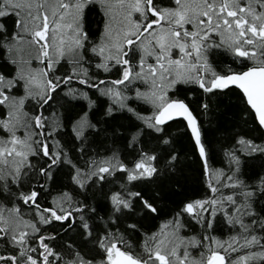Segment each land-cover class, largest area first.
I'll use <instances>...</instances> for the list:
<instances>
[{
    "label": "trees",
    "instance_id": "trees-1",
    "mask_svg": "<svg viewBox=\"0 0 264 264\" xmlns=\"http://www.w3.org/2000/svg\"><path fill=\"white\" fill-rule=\"evenodd\" d=\"M29 1L35 4L30 14L33 31L29 34L24 30L25 11L16 4L17 0L0 2V28L6 30L0 32V209L16 212L23 226L21 233L14 235L0 220V264H80L81 260L85 264H108V250L113 246L143 264H209L215 253L224 255L225 264H257L258 258L264 257V220L248 215L247 207L241 206L234 213L229 209L231 226L217 214L214 219L219 227L212 223L211 228L182 213L185 200L216 194L208 188L202 166L193 155L190 136L179 135L185 130L180 122H168L172 126L167 129L176 136L174 148L183 160L177 174H172L161 160L157 165L158 178L154 175L143 182H127L129 191L153 197L160 205L162 210L146 220L142 219L137 198H133V214L126 212L118 222H113L115 227L109 223L110 232L96 219L97 215L107 219L112 211L105 194L119 191L120 184L126 183V176L119 169L106 183L86 192L70 179L71 166L58 165L54 183L41 169L47 164L43 153L52 147L60 152L66 149L74 162L83 164V158L78 160V154L72 151L75 145L70 128L65 124L66 129H60L62 106L55 97L66 96L68 87L87 91L92 99L99 97L98 104L103 101L105 106L115 101L99 93V87L129 94L139 89L153 97L162 92L159 101L162 108L175 100L167 99L174 94L171 88L175 84L186 83L187 87L196 88L199 83L205 89L231 88L221 95L198 93L209 102L208 118L202 120V126L206 142L216 153L211 163L215 169L227 170L228 157L221 149L232 144L231 135L240 131L249 135L258 133L254 131V120L239 118L245 110L239 96L241 91L235 87H216L213 81L251 67H264V33L261 34L264 0H114L120 5L113 8L108 5L109 0H54L53 6L57 5L59 11L48 21L46 41L33 33L43 28L47 0ZM150 1L152 8L162 14V20L128 50L126 41L138 36L151 20ZM110 9L114 14L117 12L116 20L109 16ZM219 9L223 15H219ZM229 11L233 13L230 15ZM125 12L128 21L134 23L133 33L118 31L120 14ZM23 39L31 40L36 54L30 50L32 44L26 50L22 48ZM117 50L118 56H114ZM15 52H22L23 56L17 57ZM167 72H171L172 78L166 85L156 84L158 77ZM49 97L54 98L47 103ZM133 107L136 113L145 116L154 110L149 102L140 100ZM112 123L115 127L129 123L141 127V121L133 113L120 115ZM122 131L110 139L90 142L87 155H117L131 166L138 156L133 151L137 145L131 135L123 138ZM128 131L134 133L136 129ZM137 139L140 145L147 143L148 148L155 150L154 137ZM159 150L163 152L164 147ZM240 156L241 170L247 175L260 168L258 154L240 153ZM65 191L95 208V215H86L91 236H84L74 209L75 220L52 219L61 209L68 211L73 206V202L62 199L53 205L52 198ZM22 196L28 197L27 203ZM36 200L39 207L34 206ZM215 207L219 209L220 205ZM48 210H52L51 217ZM176 212H181L179 224L174 217ZM199 215L205 224L209 222L203 210ZM153 232L155 236L151 235ZM102 234L107 251L95 242ZM168 243L173 245L172 250L164 251L163 246ZM161 254L165 260L160 259Z\"/></svg>",
    "mask_w": 264,
    "mask_h": 264
},
{
    "label": "snow or ice",
    "instance_id": "snow-or-ice-1",
    "mask_svg": "<svg viewBox=\"0 0 264 264\" xmlns=\"http://www.w3.org/2000/svg\"><path fill=\"white\" fill-rule=\"evenodd\" d=\"M4 31L6 30L0 28V32ZM89 86L91 87V85ZM196 86V88H192L187 87L186 83H177L171 88L174 94L169 95L167 99L181 101L192 115L190 118L184 115H173L168 119L158 118L161 105L157 98L146 93H141L139 89H134L129 94L127 91H113L112 89L106 91L105 88L99 87L97 89L99 93L115 101V103H107L105 106V102L103 101L98 104L99 97L92 99L89 97L87 91H80L76 88L68 87L66 89V96L61 97L57 94L55 97L60 100L62 106L61 115L63 122L60 129H66L64 127L65 124L67 128H70L71 136L74 138L72 143L75 145L72 151L78 154V160L83 158V164L74 162L66 149L60 152L56 151L55 147H52L49 151L43 153L47 164L41 169V173H46L48 180L54 183V172H56L57 166L61 163L67 164L71 166L72 174L70 179L78 189L86 192L93 186L106 183L119 169L125 174L126 183L120 184L119 191H110L105 194L112 205V211L108 214L107 219H104L100 215H97L96 219L101 221L105 225L106 230L110 232L107 228L109 223H113L114 221L118 222L126 212L129 215L133 214V198H137L140 201L139 211L142 213V219L146 220L149 216L156 214L158 210L162 209L156 203L155 198H145L138 191H129L127 182H143L147 178H154V175L158 178L157 165L161 160H164V166L172 174H177V170L181 167L183 160L182 157L178 156L177 150L174 148L176 136L171 135L167 129L172 126L168 122H180L186 131L179 132V135L190 136L193 155L196 156L202 166L201 171L207 180L208 188L213 194H216L214 196L185 200L182 202V213L187 214L191 220L208 228L212 227V223H216L217 227H219V222L214 219L217 214L225 217L224 222L231 226L232 221L229 209L234 213L241 206L248 208V215L259 216L260 219L264 220V123L257 119L255 109L248 104L247 98L241 91L239 96L243 101L245 110L240 112L239 118L242 121L254 120L256 126L254 131L258 134L249 135L241 131L234 132L230 137L232 144L227 149H221L227 154L229 167L227 170L223 168L215 169L211 161L215 159L216 153L212 152L209 144L206 142L205 132L202 126V120H207L208 118L209 102L202 100L198 93L203 92L221 95L231 91V88L224 90L205 89L199 83ZM8 90L10 91L11 89L9 88ZM178 93H183V95ZM191 97H195V99H190ZM53 98L49 97L46 102L50 103ZM137 100L149 102L153 105V112L147 116L136 113L133 104ZM125 113L137 115L141 121V127H137L135 123H129L128 125L121 124L119 127H115L112 122L117 121L118 116ZM130 128H135L136 131L130 133L128 131ZM121 131L123 138L127 139L131 135L132 141L137 145L133 151L138 156L131 166L124 163L117 155H112L111 157H99L95 155L89 157L87 155V152L91 150L89 146L90 142L95 143L98 139H110ZM60 132L64 134V131ZM49 134L51 135V131ZM139 136L154 137L156 142L155 150L148 148L147 143L140 145L137 139ZM161 147H164L163 152L159 150ZM240 153L248 156L258 154L262 162L260 168L253 172V174L247 175L241 170L242 160ZM161 172H163V168ZM38 195L39 193L36 192L37 197ZM237 197L240 198L239 201ZM22 198L26 203L28 202V197L22 196ZM58 199L71 201L73 202V206L68 211L61 209L52 219L57 222L75 220L73 216L74 209L79 214V223L83 229L84 236H91L92 229L90 228V223L86 215L88 213L96 214L93 205L86 204L84 201L74 198L67 191L62 192L59 197L52 198L54 206ZM217 204L220 205L219 209L215 207ZM257 205L260 208L259 212L257 211ZM34 206L39 207L37 200L34 202ZM201 210L208 214L209 222L207 224L204 223L199 215ZM48 211L51 217L52 210ZM174 217L177 218V224H179L181 212H176ZM113 227H115L114 223ZM132 227L135 228L136 226L132 225ZM147 235L145 234V236ZM151 235L155 236V232L151 233ZM95 242L107 251L104 234L100 235L99 239ZM77 256H79V253H77ZM261 261H264V257L258 258L257 264H261ZM80 264H85V262L81 260Z\"/></svg>",
    "mask_w": 264,
    "mask_h": 264
},
{
    "label": "rangeland",
    "instance_id": "rangeland-1",
    "mask_svg": "<svg viewBox=\"0 0 264 264\" xmlns=\"http://www.w3.org/2000/svg\"><path fill=\"white\" fill-rule=\"evenodd\" d=\"M52 1L54 2V0H47L46 4L44 5V8H45L44 13L45 14L43 15V28L40 29V30H37V31H35L33 33V34H35L36 36H38L39 38H41L44 41H46L47 40L46 38L49 36V35H47L48 29H49L48 21L50 20V18L52 19L54 17L55 12L59 11V8L57 7V5L53 6V2ZM108 3H109L108 5H110L112 8L113 7H118L120 5V4H118L117 1H114V0L113 1L109 0ZM16 4H18L23 9V11H25V17L24 18H25V21H26V26H24V30H25V32H27L29 34V33H31L33 31L32 22L30 20L31 19V17H30L31 15L30 14H32V12H33L32 10L35 8V4H33L29 0H17ZM217 12L219 13V15H223L221 9H219ZM109 13H110L109 16L116 20L117 12H116V14H114L113 9L112 10L110 9ZM232 13H233L232 11H229L228 14L231 15ZM26 14H27V16H26ZM125 15H126V12L120 14V27L121 28L118 27L119 28L118 31H120L121 33H124V32H128V33L132 32L133 33V32H135L136 30H134V27L131 25V24H133V22L130 21L131 22L130 23L128 21L129 19H127L126 18L127 16H125ZM72 21L74 22V14H73ZM254 31L256 32V30H254ZM263 33H264V31L261 34H263ZM23 40H24V42L20 43L22 48L24 50H26L27 49V45L32 44L30 46V50L33 53V55L36 54V49L33 47L34 44L31 42V40H25V39H23ZM25 41H27V44H26ZM115 43L118 44L120 42L116 41ZM120 46L121 45H119V48H120ZM118 53H119L118 50L115 51L114 52V56H118L117 55ZM15 55L17 57H22L23 53L22 52H15ZM171 78H172L171 72H167V73H165L163 75H160L158 77V82L156 84L161 83V87H163V84L166 85L167 81L169 79H171ZM161 93L162 92H159L158 96L155 97V98H157L158 102L162 99V96L160 95ZM12 153L10 155H12ZM13 156L14 157H21V155H13ZM20 159L21 158H19L17 161L20 162ZM0 220L2 221L1 223L4 226H6V228L8 226L9 232L12 231L11 234L16 235V234L21 233V231L23 230V226L21 224V219L18 218L16 212H13V211L4 212L3 210L0 209ZM172 247H173V245L170 244V243H168V244L163 246L164 251H166L168 249L172 250ZM126 257H127V255L124 252H122L119 248H117L116 246H113V247H111L108 250V255H107L108 264H117V262L119 260L124 259ZM160 259L161 260H163V259L165 260L166 258H165V256H163L161 254ZM230 264H240V263L232 262Z\"/></svg>",
    "mask_w": 264,
    "mask_h": 264
},
{
    "label": "water",
    "instance_id": "water-1",
    "mask_svg": "<svg viewBox=\"0 0 264 264\" xmlns=\"http://www.w3.org/2000/svg\"><path fill=\"white\" fill-rule=\"evenodd\" d=\"M159 16L162 18L161 14ZM215 85L221 88L235 87L242 91L248 104L255 109L257 119L264 123V67H251L240 73L221 76ZM173 115H184L190 118L192 114L181 101L172 100L160 110L158 118L168 119ZM211 262L212 264H225V257L221 253H216ZM117 264H139V262L132 258H124Z\"/></svg>",
    "mask_w": 264,
    "mask_h": 264
},
{
    "label": "flooded vegetation",
    "instance_id": "flooded-vegetation-1",
    "mask_svg": "<svg viewBox=\"0 0 264 264\" xmlns=\"http://www.w3.org/2000/svg\"><path fill=\"white\" fill-rule=\"evenodd\" d=\"M148 12H149V14L151 16V20L148 22V24L146 25V27L139 33L138 36L133 37V38H131V39H129V40L126 41V45H127L128 50L131 48V46H133L136 43V41L141 36H143L144 34H146L151 29L152 26L158 25L159 22L162 20V19H160L161 17L159 16L160 13L157 10H155V9L152 8L151 1L148 4ZM134 15H135V17H137L136 14H134ZM161 16H162V14H161ZM132 40H134V41H132ZM127 52L128 51H126V53ZM214 81H213V83H214ZM209 264H210V262H209Z\"/></svg>",
    "mask_w": 264,
    "mask_h": 264
}]
</instances>
